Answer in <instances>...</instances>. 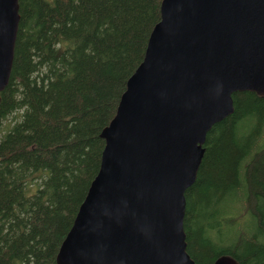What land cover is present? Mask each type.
<instances>
[{"label":"trees","instance_id":"obj_1","mask_svg":"<svg viewBox=\"0 0 264 264\" xmlns=\"http://www.w3.org/2000/svg\"><path fill=\"white\" fill-rule=\"evenodd\" d=\"M19 2L14 61L0 103V264H58L101 166L102 130L144 59L162 0ZM234 101L264 116V95L238 91ZM227 118L209 131L198 171L208 181L202 186L197 179L188 190L186 215L242 173L247 196L241 214L255 215L264 232V136L251 153L235 148ZM243 216L224 215L215 223L227 229ZM200 235L187 232V242ZM225 253L240 264H264V240L240 232L233 246L199 263L213 264Z\"/></svg>","mask_w":264,"mask_h":264},{"label":"water","instance_id":"obj_2","mask_svg":"<svg viewBox=\"0 0 264 264\" xmlns=\"http://www.w3.org/2000/svg\"><path fill=\"white\" fill-rule=\"evenodd\" d=\"M20 19L19 0H0V103ZM244 90L264 95V0H162L58 264H200L188 251L186 194L209 131ZM213 264L240 262L225 253Z\"/></svg>","mask_w":264,"mask_h":264},{"label":"rangeland","instance_id":"obj_3","mask_svg":"<svg viewBox=\"0 0 264 264\" xmlns=\"http://www.w3.org/2000/svg\"><path fill=\"white\" fill-rule=\"evenodd\" d=\"M224 125L227 129L229 143L235 148L251 153L262 143L264 116L249 112L238 102L235 103L234 110ZM197 179L202 186H206L208 181L206 174L198 175ZM246 196V184L243 181L242 173H240L238 178L232 180L226 189L215 193L208 201V205L205 207L197 205L196 209L192 210L191 208L187 212L185 216L186 233L193 234L199 230L200 236H202L201 240L188 243L189 253L198 262L211 252L226 251L234 245L240 232L246 236L257 234L260 239L264 240V232L257 230V217L249 212L244 216L241 214ZM260 207H263V203L260 204ZM224 215H241L243 217L235 226L222 229L215 223V220Z\"/></svg>","mask_w":264,"mask_h":264}]
</instances>
